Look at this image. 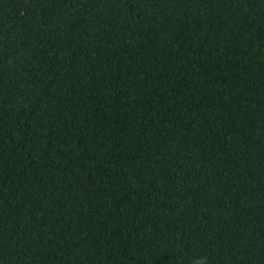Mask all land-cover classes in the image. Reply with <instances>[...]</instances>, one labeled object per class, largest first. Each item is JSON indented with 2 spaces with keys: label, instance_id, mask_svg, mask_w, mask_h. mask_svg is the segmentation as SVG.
Listing matches in <instances>:
<instances>
[{
  "label": "trees",
  "instance_id": "obj_1",
  "mask_svg": "<svg viewBox=\"0 0 264 264\" xmlns=\"http://www.w3.org/2000/svg\"><path fill=\"white\" fill-rule=\"evenodd\" d=\"M0 264H264V0H0Z\"/></svg>",
  "mask_w": 264,
  "mask_h": 264
}]
</instances>
